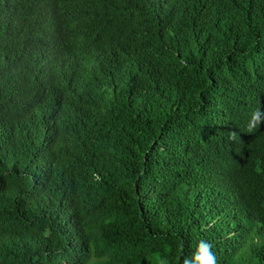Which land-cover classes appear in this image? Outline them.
I'll return each mask as SVG.
<instances>
[{"label": "trees", "instance_id": "1", "mask_svg": "<svg viewBox=\"0 0 264 264\" xmlns=\"http://www.w3.org/2000/svg\"><path fill=\"white\" fill-rule=\"evenodd\" d=\"M201 241L264 264V0H0V264Z\"/></svg>", "mask_w": 264, "mask_h": 264}, {"label": "clouds", "instance_id": "2", "mask_svg": "<svg viewBox=\"0 0 264 264\" xmlns=\"http://www.w3.org/2000/svg\"><path fill=\"white\" fill-rule=\"evenodd\" d=\"M253 119L258 123L260 120V113L259 110L254 114ZM252 129L249 128V131ZM199 247L201 249H206V255H207V264H215V257L214 253L211 251V245L206 242V241H201ZM205 253H200L198 252L195 254L194 260L191 262V264H204V261L201 259V256L204 255Z\"/></svg>", "mask_w": 264, "mask_h": 264}]
</instances>
